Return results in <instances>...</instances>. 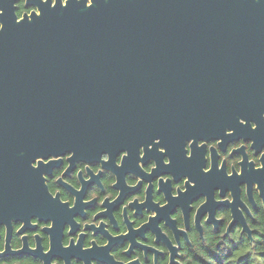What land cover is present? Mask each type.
Instances as JSON below:
<instances>
[{
    "label": "water",
    "instance_id": "water-1",
    "mask_svg": "<svg viewBox=\"0 0 264 264\" xmlns=\"http://www.w3.org/2000/svg\"><path fill=\"white\" fill-rule=\"evenodd\" d=\"M1 23L0 197L35 160L264 108V1L79 0Z\"/></svg>",
    "mask_w": 264,
    "mask_h": 264
},
{
    "label": "flooded vegetation",
    "instance_id": "flooded-vegetation-1",
    "mask_svg": "<svg viewBox=\"0 0 264 264\" xmlns=\"http://www.w3.org/2000/svg\"><path fill=\"white\" fill-rule=\"evenodd\" d=\"M69 1L0 0V28ZM253 99L219 127L33 161L0 197V264H186L206 244L252 242L264 210V108Z\"/></svg>",
    "mask_w": 264,
    "mask_h": 264
},
{
    "label": "trees",
    "instance_id": "trees-1",
    "mask_svg": "<svg viewBox=\"0 0 264 264\" xmlns=\"http://www.w3.org/2000/svg\"><path fill=\"white\" fill-rule=\"evenodd\" d=\"M252 227L253 241L239 239L199 247L186 264H264V210L256 215Z\"/></svg>",
    "mask_w": 264,
    "mask_h": 264
}]
</instances>
